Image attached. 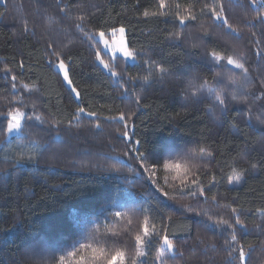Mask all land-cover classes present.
<instances>
[{
	"label": "trees",
	"instance_id": "1",
	"mask_svg": "<svg viewBox=\"0 0 264 264\" xmlns=\"http://www.w3.org/2000/svg\"><path fill=\"white\" fill-rule=\"evenodd\" d=\"M159 2L0 0V264H52L53 255L56 259L66 255L86 228H94L89 220L99 221L101 234L119 233L101 235V239H107L113 250H125L130 264L133 236L145 214L156 231L166 229L176 245L174 258L165 256L167 264H229L224 241L231 239L232 230L216 221L223 218L234 223L235 215L247 226L246 232L236 226L237 239L247 254L245 264H264V216L257 211L264 209V125L255 118L264 113V97L255 99L264 93V16L254 19L260 9L251 0H165L164 9H159ZM219 4L238 36L211 17L212 7ZM145 11L149 16H144ZM160 11L167 14L151 15ZM189 11L196 19L181 25L176 13L184 16ZM78 15L84 20H76ZM201 25L208 29L207 35ZM121 27L135 56L133 64L120 57L111 61L95 39L101 32ZM213 50L223 57L239 58L251 82L238 89L250 97L247 103L229 97L227 110L221 114L215 108V117L214 101L207 93L199 99L186 95L188 81L194 79L199 85L207 80L212 87L219 82L231 90L238 86L227 77L243 74L217 63ZM60 60L71 87L79 93L77 98L54 68ZM99 60L117 75L104 69ZM160 67L166 71L161 73ZM149 71L152 75L146 83ZM249 107L250 126L245 115ZM16 108L25 114L24 134L7 139L8 112ZM164 146L166 157L170 152L179 158L200 147L212 153L188 181L199 177L204 197L197 194L166 201L156 192L133 149L156 154ZM21 154L37 155L38 163L15 164ZM253 163L257 168L251 167ZM233 167L247 170L239 185L227 182ZM165 175L169 184L179 183L161 167L160 185ZM162 203L168 207H161ZM113 204L130 212V226L125 220L109 223L105 229L104 216ZM184 206L201 214L185 211ZM75 216L81 223L74 222ZM113 219L108 217V221ZM126 226L133 236L123 231ZM40 246L47 250L43 255L31 251ZM157 247L154 237L146 249V264H154ZM235 256L231 264H239ZM73 259L66 255L68 264Z\"/></svg>",
	"mask_w": 264,
	"mask_h": 264
},
{
	"label": "snow or ice",
	"instance_id": "2",
	"mask_svg": "<svg viewBox=\"0 0 264 264\" xmlns=\"http://www.w3.org/2000/svg\"><path fill=\"white\" fill-rule=\"evenodd\" d=\"M252 4L254 6H258L260 11L258 12L257 16L254 17V19H261L262 16H264V0H251ZM159 9H164L167 7L165 0H160ZM177 8L180 7L179 4L176 5ZM61 11H64V9H61ZM167 13L160 11V12H152V16L157 15H166ZM2 15V14H0ZM144 16H149V12L145 11ZM211 17L215 19V21H219L220 24L218 26L224 27L229 29L232 33H236L237 36L239 35L238 29L234 27L229 20L224 15V8L222 4H219L216 7H212L211 9ZM176 18L179 20L180 24L183 25L185 21L187 20H195L196 16L192 12H188V14L181 16L179 13H176ZM76 20L83 21L84 16L78 15L76 16ZM262 23H264V20H262ZM76 27L79 29L81 28V25L79 23L76 24ZM201 29L204 31L205 35L208 33V29L201 25ZM25 31H27V25L25 24ZM121 36H123L124 28L121 27L119 29ZM115 32V30H114ZM87 35V34H86ZM100 38L103 39L104 33L101 32ZM177 38L179 37V34H175ZM107 43V41H105ZM51 46V45H49ZM125 57H131L133 60H135V56L131 51H129L126 47L123 46V43H121V49H120ZM55 54V53H54ZM211 55L214 60L219 61L221 59L227 60V64L232 65L236 69H240L242 71V76L238 77L235 73H231L227 79L232 85H237L238 87H233L231 90L227 89V86L221 87L219 85V82L217 83V87L209 86L208 81L205 80L202 84L197 85L195 83V80H189L188 85L186 88V95H190L192 98L199 99L203 94L207 93V97L214 101V107L211 110L213 116L215 117V108H218L221 114H223L227 110V106L229 103V97L231 101L236 102H243L247 103L250 97L247 95H244L242 92H239L238 89H245L251 82L248 80L247 77V68L245 65L241 62L239 58H234L232 55H228L227 57H221V55L213 50L211 52ZM97 58L99 59V55L97 54ZM103 63V61H101ZM145 63H149V61H145ZM105 68H109L107 64L104 65ZM57 68H59L63 74H64V80L67 81L69 84H71V80L69 79V73L67 71V68L65 66V63L63 60H60L59 63L56 65ZM111 71V74L113 76H116L117 73L109 69ZM158 71L161 73H164L166 69L163 67L158 68ZM152 75V72L149 71L148 76L144 77V81L147 83L149 80V77ZM220 73H217V76H219ZM162 78V77H161ZM13 81H15L16 77H12ZM129 80H132V77H129ZM243 81V83H241ZM262 85H264V81L261 82ZM27 87V86H25ZM13 88H15V84H13ZM73 92H76L75 88H72ZM228 91V96L224 95V92ZM77 97L79 96V93L76 92ZM264 97V93L261 94V96L255 97V99H261ZM137 103H139V98H137ZM80 112H83L84 110L81 108L79 109ZM89 115H95V113H89ZM247 115L249 120V126L250 122L252 120V109L249 107L245 113ZM25 114L19 110V108H16L15 110H10L8 112V119H7V128L6 132L11 135L12 133H23V125L22 120L24 119ZM121 120H124V116L121 115L119 117ZM256 120L261 124L264 125V113H261L260 115H257ZM39 119V117H37ZM235 126V125H234ZM127 127V125H125ZM58 135V134H57ZM124 136H127L128 133L125 131L123 133ZM38 143L37 141H33V144ZM136 145H140V141H136ZM167 150V146L162 147L161 151L156 154H146V152L139 151L138 148H134L133 151L138 152V155L136 159L139 161V166L144 170V172L148 173V179L152 181L153 185L155 186L156 192H158L161 196L165 198L166 201H177V200H183L187 196L196 197L197 194L199 196L204 197L205 196V189L203 186H201L199 182V177L196 178V180H193L191 183H188L189 178L194 175V169L199 167L200 164H205L208 162V158L211 157L212 153L206 151L205 148H192L191 150L185 152L183 155L179 156V158H173L171 153L169 152V155L166 157L164 155V152ZM43 151V150H41ZM151 159L152 163L149 164V160ZM38 163L37 155H28L25 157L23 154L19 155L15 159V164H36ZM162 167V170L165 173H171V179L173 181H178V184H169L168 183V176L165 175L164 177V184L160 185L158 181V173L160 172ZM253 169L257 168V165L253 163L251 165ZM116 171H119V169H115ZM243 171H237L235 167L232 169V174L228 176L227 182L229 185L237 184L239 185L244 177ZM213 181H215V176L212 177ZM213 187L212 184L208 185V188L211 189ZM173 189V191H168L167 189ZM212 199L215 200V195L212 196ZM131 203L134 205L135 201L132 200ZM127 206V205H126ZM161 207L167 208V203H162ZM227 207H231L230 205H227ZM185 211L189 212H196V215H200L201 213L198 212L195 208L191 206H184ZM231 211L233 214L237 213V208H231ZM262 216H264V209H258ZM111 216L114 219L112 221H108V217ZM172 216H168V220L171 221ZM209 219L211 217L209 216ZM74 222L76 224L81 223V218L78 216H75L73 218ZM104 220L107 221V223L104 224L105 229L108 228V224L112 223H120L122 221H127V226H130L133 223L132 215L130 212L125 211L124 208L118 207L116 204H113L111 208L107 211V215L104 216ZM89 224L94 225V228L91 229H85L83 232L81 239L76 241L72 245V250L67 252V257L74 258L71 261V264H128L127 260V253L123 249H115L113 250L111 247L108 246L109 241L107 239H101V235L104 237H116L119 235V233L115 231L108 232L101 234L100 228H99V221H88ZM217 225H225L228 229H231L232 231L229 233L231 239H226L224 241L225 246L228 249V256L230 258L229 264H231V259L233 258V254L235 253L236 256L234 257L236 260L239 261V264H245L246 260V252L244 250V245L241 244V242L237 239V228L236 226H239V228L243 231H247L246 224L241 220L239 215L234 216V223L229 222V220H225L223 218L216 221ZM125 227L123 231L129 235L133 236V233L130 231L129 227ZM207 227V226H205ZM260 228V226H257ZM5 231H11V229H6ZM261 231H264V228H261ZM161 232L163 234H161ZM157 239L158 247L156 249V255L154 258V264H167V260L165 259V256L168 254H172V257L175 256V250L176 245L172 239L169 238V235L167 234L166 229H161L160 232L156 231V227L154 223H150V217L149 215L145 214L143 217V220L139 224L138 230L135 232L133 236V252L134 256L130 261V264H146V261L144 257L148 255V252L146 249L151 247L153 243V238ZM86 241V242H85ZM112 243L114 244L115 241L113 240ZM203 243V241H201ZM264 243V241H262ZM78 245V246H77ZM210 247L213 249L216 247L214 243L209 244ZM249 248L252 247L251 244L248 245ZM31 251L35 252L37 255H43L47 250L40 246L39 250L32 249ZM66 255L62 254L59 256L58 259H56L55 255L52 256V264H68L66 260ZM180 255L183 256V252H180Z\"/></svg>",
	"mask_w": 264,
	"mask_h": 264
},
{
	"label": "rangeland",
	"instance_id": "3",
	"mask_svg": "<svg viewBox=\"0 0 264 264\" xmlns=\"http://www.w3.org/2000/svg\"><path fill=\"white\" fill-rule=\"evenodd\" d=\"M120 28H117L114 31L109 32L108 34H104L103 39L100 38V35H96L95 39L97 42H99V45L101 47V50L103 51L104 54H107L110 57V60L113 61L115 58H122L125 62H127L128 64H133L135 63L136 60H133L131 57H125L124 53L120 50L121 49V43H123V46L126 47L128 49L127 46V39H126V35H125V31L123 33V36H121V33L119 31ZM125 30V29H124ZM105 41H107V43H105ZM129 50V49H128ZM130 51V50H129ZM223 57V56H221ZM216 61V60H215ZM217 63H222L225 64L229 67L234 68L232 65L227 64V60L225 59H221L219 61H216ZM59 63V62H58ZM56 63L54 65V68L59 72V74L62 77V80L64 82V84L68 87L71 88V84H69L67 81L64 80V74L63 72L56 67V65L58 64ZM99 64L108 71L107 68H105V64L106 63H101V61L99 60ZM108 65V64H107ZM236 69V68H235ZM109 72V71H108ZM74 96L77 98L76 92H73ZM20 135V133H12L11 135H9L7 133V139L13 137V136H17Z\"/></svg>",
	"mask_w": 264,
	"mask_h": 264
}]
</instances>
